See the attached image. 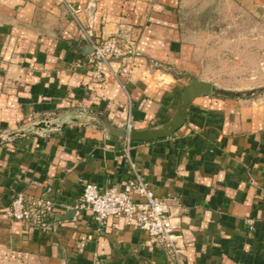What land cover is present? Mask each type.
I'll return each instance as SVG.
<instances>
[{
    "label": "crops",
    "instance_id": "obj_1",
    "mask_svg": "<svg viewBox=\"0 0 264 264\" xmlns=\"http://www.w3.org/2000/svg\"><path fill=\"white\" fill-rule=\"evenodd\" d=\"M200 1L95 0L90 9L89 0H0V264H168L122 218L102 227L86 212L67 219L83 183L123 189L131 163L168 200L183 264H264V96L227 97L212 83L181 129L151 142L106 126L160 127L193 80L210 82L199 37L183 25ZM226 1L264 9V0ZM119 34L135 52L125 87L111 73L92 84L75 62L93 51L91 40ZM42 123L52 128L35 129ZM18 193L54 203L48 229L7 218Z\"/></svg>",
    "mask_w": 264,
    "mask_h": 264
},
{
    "label": "built area",
    "instance_id": "obj_2",
    "mask_svg": "<svg viewBox=\"0 0 264 264\" xmlns=\"http://www.w3.org/2000/svg\"><path fill=\"white\" fill-rule=\"evenodd\" d=\"M63 1V0H60ZM94 9L95 0H89ZM93 51L75 62L76 68H87L92 84H103L108 74H113L125 87V81L132 73L128 62L134 54L133 43L123 34L109 38H96L89 42ZM112 60H119L121 67L110 69ZM133 177L123 189L109 187L100 190L93 183H83L82 195L71 209L75 215L84 212L92 214L102 227L109 218H122L126 224L147 233L152 246L164 249L168 264H183V252L179 245V227L173 222L168 200L156 196L150 184L138 173L131 163ZM55 214V205L46 199L31 200L24 193H18L6 210L7 218L13 223L23 224L28 229H48V219ZM249 229H255V220L246 219ZM96 264H100L98 261Z\"/></svg>",
    "mask_w": 264,
    "mask_h": 264
},
{
    "label": "rangeland",
    "instance_id": "obj_3",
    "mask_svg": "<svg viewBox=\"0 0 264 264\" xmlns=\"http://www.w3.org/2000/svg\"><path fill=\"white\" fill-rule=\"evenodd\" d=\"M226 0L190 5L183 25L197 34L203 76L227 97L264 96V9L244 12Z\"/></svg>",
    "mask_w": 264,
    "mask_h": 264
},
{
    "label": "water",
    "instance_id": "obj_4",
    "mask_svg": "<svg viewBox=\"0 0 264 264\" xmlns=\"http://www.w3.org/2000/svg\"><path fill=\"white\" fill-rule=\"evenodd\" d=\"M90 54V53H87ZM214 92V85L210 82L193 80L184 90L179 109L173 118L166 124L157 127L143 130L135 128H128L127 130H120L112 127L108 123L106 126L109 132L117 137H123L133 142H151L158 139H164L174 135L181 129L186 122V114L191 103L200 96L211 95ZM52 127L46 123L35 126V129H51ZM76 214L75 210L69 215L73 218Z\"/></svg>",
    "mask_w": 264,
    "mask_h": 264
}]
</instances>
